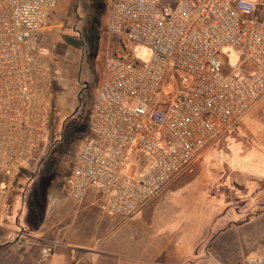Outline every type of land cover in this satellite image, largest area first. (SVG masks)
Returning <instances> with one entry per match:
<instances>
[{
	"label": "built area",
	"instance_id": "built-area-1",
	"mask_svg": "<svg viewBox=\"0 0 264 264\" xmlns=\"http://www.w3.org/2000/svg\"><path fill=\"white\" fill-rule=\"evenodd\" d=\"M55 3L0 0V183L46 136L51 78L36 40ZM106 34L121 49L103 59L68 194L80 201L93 189L111 214L131 218L264 99V0H113ZM136 44L148 49L144 64L129 54ZM224 49L253 69H227ZM168 71L169 99L156 105ZM133 146L149 162L139 177L125 174ZM12 203L9 186L0 189V220ZM244 264H264V254Z\"/></svg>",
	"mask_w": 264,
	"mask_h": 264
},
{
	"label": "crops",
	"instance_id": "crops-1",
	"mask_svg": "<svg viewBox=\"0 0 264 264\" xmlns=\"http://www.w3.org/2000/svg\"><path fill=\"white\" fill-rule=\"evenodd\" d=\"M237 129L232 147L264 166V99L230 131ZM224 136L131 218L111 214L93 189L80 201L68 188L67 196L50 192L36 222L15 219L13 202L0 220V264H244L264 254V171L213 167L207 156ZM148 164L140 155L125 174L139 177Z\"/></svg>",
	"mask_w": 264,
	"mask_h": 264
},
{
	"label": "rangeland",
	"instance_id": "rangeland-1",
	"mask_svg": "<svg viewBox=\"0 0 264 264\" xmlns=\"http://www.w3.org/2000/svg\"><path fill=\"white\" fill-rule=\"evenodd\" d=\"M112 1L56 0L46 25L37 36L36 44L47 60L51 78L47 132L27 164L15 168L6 165L3 169L0 189L11 188L13 206H16L15 219H24L27 215L29 221L36 222L46 210L50 192H63L67 196L68 178L77 146L87 132L103 59L120 46L116 37L106 34ZM160 1L176 3L179 0ZM254 19H260L259 11ZM128 50L134 62H147L149 52L144 46L136 44ZM219 56L227 69L241 67L242 71H247L251 66L244 61L242 52L234 50L231 56L224 49ZM172 78V72L168 71L156 105L169 99L165 93ZM238 133V129L229 131L218 141L217 150L216 145L211 147L215 148L207 157L214 162L213 167L221 166L224 170L225 167L236 166L256 172L264 171V166L249 161L247 151L241 152L232 147L230 141ZM140 155L143 156L134 146L129 150L125 171L135 165ZM216 158L219 162H216ZM211 182L218 184V175Z\"/></svg>",
	"mask_w": 264,
	"mask_h": 264
},
{
	"label": "trees",
	"instance_id": "trees-1",
	"mask_svg": "<svg viewBox=\"0 0 264 264\" xmlns=\"http://www.w3.org/2000/svg\"><path fill=\"white\" fill-rule=\"evenodd\" d=\"M85 135H86V134H85ZM85 135H84V136H85ZM84 136H83V137H84Z\"/></svg>",
	"mask_w": 264,
	"mask_h": 264
}]
</instances>
